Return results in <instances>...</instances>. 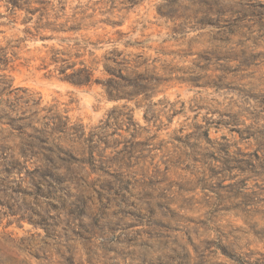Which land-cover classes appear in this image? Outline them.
<instances>
[{"label":"rangeland","instance_id":"obj_1","mask_svg":"<svg viewBox=\"0 0 264 264\" xmlns=\"http://www.w3.org/2000/svg\"><path fill=\"white\" fill-rule=\"evenodd\" d=\"M43 1L0 0V264H264V0Z\"/></svg>","mask_w":264,"mask_h":264},{"label":"trees","instance_id":"obj_2","mask_svg":"<svg viewBox=\"0 0 264 264\" xmlns=\"http://www.w3.org/2000/svg\"><path fill=\"white\" fill-rule=\"evenodd\" d=\"M9 3L12 4L13 9H25L27 12L32 13L33 15H35L36 13H39V16L36 19V23H35V30L36 33L33 32H28L31 33L35 39H46V38H51V36H47L44 34V32L46 31H52L53 33H60V32H66V31H70V29L72 28H66V23H58V19L61 17L59 12L56 11L55 7H51L49 8L48 4H50L49 2H45L43 0H26L25 2L21 3V0H7ZM36 1H39L42 5L40 7H34V3ZM52 5V4H51ZM51 18H53L54 20H52ZM33 18H27L26 19V23L30 22ZM70 20H74L76 21L77 19L74 17L73 19ZM67 21H69V19H67ZM113 62H117L114 58L111 60ZM114 68V67H113ZM112 67L108 68V69H112L115 70V68L113 69ZM107 69V70H108ZM118 76H120L122 79H125V76L123 75V73L121 72V74H119ZM209 128L205 129V134L208 136L209 135ZM209 139V137H208ZM257 156H259L258 153H256ZM264 160L260 161V160H254L253 165L257 168V169H264ZM264 174V171H263Z\"/></svg>","mask_w":264,"mask_h":264}]
</instances>
